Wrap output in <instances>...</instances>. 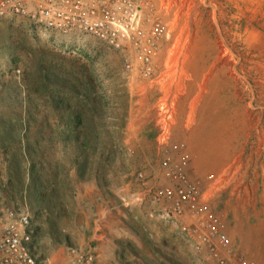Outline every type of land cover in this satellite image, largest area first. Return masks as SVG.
<instances>
[{
	"label": "rangeland",
	"instance_id": "374dc122",
	"mask_svg": "<svg viewBox=\"0 0 264 264\" xmlns=\"http://www.w3.org/2000/svg\"><path fill=\"white\" fill-rule=\"evenodd\" d=\"M167 1L170 57L184 59L190 76L181 105H200L187 136L190 151L204 153L192 165L236 163L211 206L231 214L242 249L264 256V0ZM131 104L124 56L106 41L20 13L0 17V201L31 213L40 261L86 246L110 210L103 234L113 264H208L150 206L125 208L116 194L155 154L153 128L128 132Z\"/></svg>",
	"mask_w": 264,
	"mask_h": 264
},
{
	"label": "built area",
	"instance_id": "2783aa9c",
	"mask_svg": "<svg viewBox=\"0 0 264 264\" xmlns=\"http://www.w3.org/2000/svg\"><path fill=\"white\" fill-rule=\"evenodd\" d=\"M171 5L167 0H0V17L28 15L50 29L93 35L120 51L132 96L128 132L137 136L147 127L155 130L154 156H146L116 189L121 204L129 209L150 206L151 216L175 226L208 264H264L260 250L242 249L235 240L231 214L211 206L237 172L236 163L221 171H199L192 165L204 153H192L187 136L200 105H181L190 76L184 59L170 57L175 27ZM129 156L136 157L135 149H129ZM110 214L99 212L86 246L67 244L58 255L40 261L31 213L2 200L0 264H113L103 234L113 221Z\"/></svg>",
	"mask_w": 264,
	"mask_h": 264
},
{
	"label": "bare ground",
	"instance_id": "6f19581e",
	"mask_svg": "<svg viewBox=\"0 0 264 264\" xmlns=\"http://www.w3.org/2000/svg\"><path fill=\"white\" fill-rule=\"evenodd\" d=\"M181 64H183L182 61H180L179 66H181ZM202 144H203V143H201L200 145H202ZM200 149H201V150H204L203 147L198 148V150L195 152V153H197V155H199V151H200ZM113 232H114L115 234H117V235H120V236H128V237H131L132 239H134V240H136L138 243H140L139 240L137 239V237H136L135 235H133L132 233L128 232L127 229H125V228L114 227V228H113ZM110 255H111V253H110ZM55 258H56V256H53L52 259H55Z\"/></svg>",
	"mask_w": 264,
	"mask_h": 264
}]
</instances>
